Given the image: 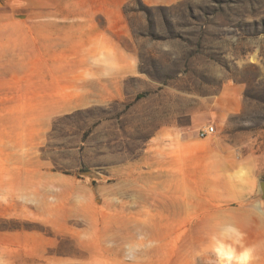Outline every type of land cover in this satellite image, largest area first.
I'll return each instance as SVG.
<instances>
[{
	"label": "rangeland",
	"instance_id": "374dc122",
	"mask_svg": "<svg viewBox=\"0 0 264 264\" xmlns=\"http://www.w3.org/2000/svg\"><path fill=\"white\" fill-rule=\"evenodd\" d=\"M94 1L0 0V264H258L250 178L196 153L234 87L220 139L264 126V0Z\"/></svg>",
	"mask_w": 264,
	"mask_h": 264
},
{
	"label": "crops",
	"instance_id": "0c3cea01",
	"mask_svg": "<svg viewBox=\"0 0 264 264\" xmlns=\"http://www.w3.org/2000/svg\"><path fill=\"white\" fill-rule=\"evenodd\" d=\"M103 1L96 0L94 2L101 3ZM111 1L116 8L115 16L117 17L119 14V5L124 0ZM146 1L149 3H171L177 0ZM109 48H111L112 52L110 58L114 59L111 68L115 70L113 73L115 77H125L127 73H132L135 70L136 67L133 61L129 59L128 54L121 47ZM84 63H77V67L84 66ZM85 65L88 69L97 68L96 63L92 65L89 60ZM233 89L235 91V97L233 99L222 98V102L218 105L215 120L217 133L210 139V152L203 153L198 151L196 154L203 160L211 156L213 158L212 161L217 165L216 170L225 174L223 175L224 178H227V174L229 173L233 183L240 185V180L250 178V192L242 189V191L240 190L236 194L245 196L250 193V207L247 206V211L250 212V227L262 228L264 235V191L260 188L261 181H264V126L259 128L250 126V142L245 140L247 136L244 134L232 135V142H224V139H220V131L226 128L229 114L237 113L241 108V101L239 99L240 89L237 87ZM261 184L264 185V183ZM0 185L3 186L2 184ZM262 251V257L258 259V264H264V237Z\"/></svg>",
	"mask_w": 264,
	"mask_h": 264
},
{
	"label": "clouds",
	"instance_id": "9594fccd",
	"mask_svg": "<svg viewBox=\"0 0 264 264\" xmlns=\"http://www.w3.org/2000/svg\"><path fill=\"white\" fill-rule=\"evenodd\" d=\"M247 252H243L238 256H235L230 250L221 249L220 252V264H232L233 260L237 261V264H245L247 260Z\"/></svg>",
	"mask_w": 264,
	"mask_h": 264
},
{
	"label": "built area",
	"instance_id": "2783aa9c",
	"mask_svg": "<svg viewBox=\"0 0 264 264\" xmlns=\"http://www.w3.org/2000/svg\"><path fill=\"white\" fill-rule=\"evenodd\" d=\"M215 132V127L212 124H206L198 130V136L200 138H206Z\"/></svg>",
	"mask_w": 264,
	"mask_h": 264
}]
</instances>
